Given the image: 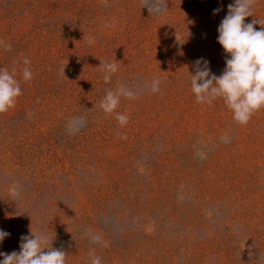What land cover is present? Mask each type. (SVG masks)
Returning a JSON list of instances; mask_svg holds the SVG:
<instances>
[{"label": "rangeland", "instance_id": "rangeland-1", "mask_svg": "<svg viewBox=\"0 0 264 264\" xmlns=\"http://www.w3.org/2000/svg\"><path fill=\"white\" fill-rule=\"evenodd\" d=\"M232 2L165 0L155 15L156 0H0V67L22 90L0 114V252L43 229L66 264L90 253L102 264H264V103L240 124L223 100L198 103L190 83L200 58L225 69L217 29ZM257 18L264 0L245 23ZM109 61L119 64L106 84ZM121 86L135 99L105 114L106 90Z\"/></svg>", "mask_w": 264, "mask_h": 264}, {"label": "clouds", "instance_id": "clouds-1", "mask_svg": "<svg viewBox=\"0 0 264 264\" xmlns=\"http://www.w3.org/2000/svg\"><path fill=\"white\" fill-rule=\"evenodd\" d=\"M254 3L255 0H233L228 5L227 15L218 26L217 43L228 57L222 74H213L209 62L200 58L194 62L196 67L190 81L198 103L211 104L221 99L232 112L233 119L240 124H246L253 111L264 103V27H259V30L254 27L264 21L257 18L245 23L247 17H252ZM166 8L165 0H156L151 11L160 15ZM220 10L215 9L213 14ZM88 43L93 44V39L90 38ZM23 64L22 78L29 81L33 76L29 67L31 61L24 58ZM118 64V61L101 62L100 68L106 84L111 82L112 75L118 71ZM159 90V81L153 80L151 91L155 93ZM21 95V85L15 70L10 72L0 67V114L13 108ZM136 95V92L124 86L115 91L108 89L99 107L105 114H112L116 112L121 97L135 99ZM116 119L120 126L128 122V116L123 113H116ZM75 125L83 127V117L69 123V131L73 134L79 130ZM9 236L10 233L0 229V244ZM52 241L43 229L36 235L22 236L19 252H0V264H66L67 253L53 248ZM93 242H100V237H93ZM90 264H102V258L90 253Z\"/></svg>", "mask_w": 264, "mask_h": 264}]
</instances>
